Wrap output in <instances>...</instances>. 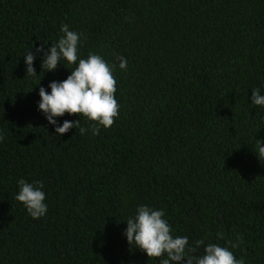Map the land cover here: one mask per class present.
Here are the masks:
<instances>
[{
  "label": "trees",
  "instance_id": "1",
  "mask_svg": "<svg viewBox=\"0 0 264 264\" xmlns=\"http://www.w3.org/2000/svg\"><path fill=\"white\" fill-rule=\"evenodd\" d=\"M61 23L82 33L81 58L116 66L119 116L99 135L65 113L60 124L88 131L58 136L38 108L39 88L75 65L47 71L39 52L26 74L24 55L58 40ZM255 88L264 95V0H0V264H160L124 234L141 204L164 210L189 245L264 264ZM21 178L42 182L43 217L15 199Z\"/></svg>",
  "mask_w": 264,
  "mask_h": 264
},
{
  "label": "clouds",
  "instance_id": "2",
  "mask_svg": "<svg viewBox=\"0 0 264 264\" xmlns=\"http://www.w3.org/2000/svg\"><path fill=\"white\" fill-rule=\"evenodd\" d=\"M59 31L62 35L46 49L42 45L37 47L35 52L28 50L24 55L27 75L37 74L33 63L36 53L39 52H43L41 68L47 71H55L62 60L75 65L66 79L49 83L50 92L43 86L39 88L38 108L48 123L55 126V134L58 136L72 128H79L82 135L88 131L81 126L80 119L64 120L60 124L56 117H62L65 113L78 114L92 121L91 132L93 135H99L100 127L110 128L119 116L120 105L115 97L117 81L113 74L116 66L109 64L94 52H89L86 58H81L79 45L82 33L70 30L66 23H61ZM116 59L119 61V68L126 70V58L118 55ZM251 100L253 105L264 107V95L259 88L252 89ZM3 139L4 136L0 134V141ZM253 151L260 160H264V142L257 139ZM17 183L19 191L15 199L23 204L33 219L43 217L48 211V206L45 203L46 194L42 190V182L29 183L21 178ZM126 221L124 234L128 244L146 252L149 258H161L160 264H245V260L237 259L228 246L205 244L203 239L189 245L188 236L174 237L162 209L141 204L137 207L135 215ZM217 237L222 239L223 234L218 233ZM237 239L239 244L243 243L242 235H238ZM228 244L232 248L239 247V244L232 241H228ZM201 246L204 248L203 254L195 255Z\"/></svg>",
  "mask_w": 264,
  "mask_h": 264
}]
</instances>
